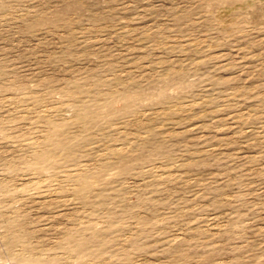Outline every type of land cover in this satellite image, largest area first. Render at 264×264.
Returning a JSON list of instances; mask_svg holds the SVG:
<instances>
[{"label": "rangeland", "instance_id": "rangeland-1", "mask_svg": "<svg viewBox=\"0 0 264 264\" xmlns=\"http://www.w3.org/2000/svg\"><path fill=\"white\" fill-rule=\"evenodd\" d=\"M0 264H264V0H0Z\"/></svg>", "mask_w": 264, "mask_h": 264}]
</instances>
